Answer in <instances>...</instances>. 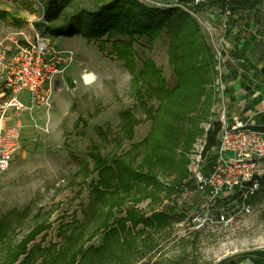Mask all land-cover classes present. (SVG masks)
Segmentation results:
<instances>
[{
    "label": "rangeland",
    "instance_id": "1",
    "mask_svg": "<svg viewBox=\"0 0 264 264\" xmlns=\"http://www.w3.org/2000/svg\"><path fill=\"white\" fill-rule=\"evenodd\" d=\"M46 2L0 0V42L11 47L10 54L15 52L16 43L23 45L31 42L36 33L49 36L59 50L74 53L73 63L55 78L49 106L11 116L10 124L19 120L23 127L19 149L10 169L0 172V222L5 224L7 233L0 243V264H6V259L19 241L40 224L50 227L34 242H40L46 233L42 246L50 247L65 244V239L59 234L62 224L74 220L79 223L85 221L82 210L89 203V184L97 179V174L93 173V163L89 160V151L99 141L100 129L120 134V113L133 111L142 123L135 128L134 140L125 143L124 150L127 151L133 143L141 142L152 127V122L146 119L137 102L134 72L113 52V40L124 38L116 36L110 39L107 35L89 38L83 34L51 36L42 33L36 25L42 21ZM95 2L88 0L84 4L93 5ZM147 2L149 7L156 8L163 4L169 6L173 0ZM188 9L200 24L215 56L216 100L211 119L220 120L224 99L232 114L241 112L250 96L263 99L264 0L255 9L230 10L226 13L210 5L207 0H201L198 6L189 5ZM169 42L166 34L152 41L145 37L138 38L135 49L138 59L152 60L162 71V77L173 87L177 79L169 63ZM138 68H141V62ZM86 73L94 75L92 82H84ZM221 82L226 88L223 95L218 90ZM5 86L2 80L0 93L7 91ZM21 98L28 103L29 93L24 92ZM2 99L0 97V101ZM150 104L154 108L158 106L155 100ZM208 127V122L201 125L204 133L197 137L192 146L188 156V175L182 185L173 193L163 188L156 189L152 198L139 204L147 214L153 210L168 211L175 216V222L169 229L150 231V235L141 237L139 253L133 252L123 261L125 264H221L238 259L240 254L264 250V185L251 200V213L238 225L230 229L214 226L187 237L179 236L175 231L178 221L200 211L204 203L202 196L196 192L191 168L192 162L200 155L198 151L204 145ZM213 154L214 151L207 156L201 154V164L206 170L213 165L209 161ZM85 163L89 164L90 175H86L82 169ZM165 168H162L165 171L159 175V180L167 185L175 183L179 173L176 169ZM217 205L226 208L227 202ZM87 227L85 239L95 226L89 223ZM101 243L102 235L99 234L87 241L86 247ZM140 252L145 253V257L137 261Z\"/></svg>",
    "mask_w": 264,
    "mask_h": 264
},
{
    "label": "trees",
    "instance_id": "2",
    "mask_svg": "<svg viewBox=\"0 0 264 264\" xmlns=\"http://www.w3.org/2000/svg\"><path fill=\"white\" fill-rule=\"evenodd\" d=\"M85 1L88 0H47L42 21L36 25L38 30L51 36L123 37L124 40H113V52L135 74L137 102L146 119L152 122L151 131L125 151V143L134 140L135 128L142 123L133 111L120 113V134L100 129L99 141L89 151L97 179L89 184V203L82 210L85 221L62 224L59 234L65 244L50 247L42 246L46 233L40 242H34L50 227L40 224L19 241L6 264H125L123 261L133 252L139 253L141 237L150 235V231L169 229L176 220L164 210L147 214L139 204L152 198L156 189L173 193L182 185L188 175L192 146L204 133L203 123H209L204 156L211 154L219 143L222 123L211 119L216 100V61L196 18L180 7L152 8L138 0H96L93 5L84 4ZM207 1L223 13L255 9L262 3V0ZM182 2L188 7L194 0ZM162 34L170 41L169 63L177 79L173 87L152 60H139L135 49L138 38L152 41ZM152 100L157 102L156 108L150 104ZM214 159L213 154L209 158L211 164ZM162 166L177 170L175 183L167 185L159 180L165 171ZM88 167V163L82 166L86 175H90ZM89 223L95 227L85 239ZM99 234L101 245L86 247L87 241ZM6 235V226L0 222V243ZM144 257L145 253L140 252L137 261Z\"/></svg>",
    "mask_w": 264,
    "mask_h": 264
},
{
    "label": "built area",
    "instance_id": "3",
    "mask_svg": "<svg viewBox=\"0 0 264 264\" xmlns=\"http://www.w3.org/2000/svg\"><path fill=\"white\" fill-rule=\"evenodd\" d=\"M138 1L149 5L147 0ZM200 2L194 0L191 5L198 6ZM161 6L158 8L180 7L193 15L182 0H173L171 5ZM16 46L15 52L10 54L11 47L0 42V82L3 80L6 83L7 90L0 101V172L10 169L22 135V123L17 120L10 124L11 116L49 106L55 78L74 61L72 51L59 50L49 36L41 33H36L31 42L23 45L16 43ZM218 87L223 95L225 87L222 82ZM24 92L29 93L28 103L21 98ZM220 121L222 130L214 150L213 165L206 170L201 164L205 142L198 151L200 155L192 162L196 192L202 196L204 203L200 211L175 224L179 236L187 237L214 226L230 229L238 225L251 213V200L262 187L264 128L256 126L251 120L231 116L225 99ZM219 202H227V207L219 208Z\"/></svg>",
    "mask_w": 264,
    "mask_h": 264
},
{
    "label": "crops",
    "instance_id": "4",
    "mask_svg": "<svg viewBox=\"0 0 264 264\" xmlns=\"http://www.w3.org/2000/svg\"><path fill=\"white\" fill-rule=\"evenodd\" d=\"M6 92L7 91L1 92L0 97L2 98ZM240 111L239 113L232 114L228 110L231 116H238L243 120H251L256 126L264 128V98L257 100L256 95L250 96L247 106L240 109ZM221 264H264V250L240 254L238 259L228 262L224 261Z\"/></svg>",
    "mask_w": 264,
    "mask_h": 264
},
{
    "label": "bare ground",
    "instance_id": "5",
    "mask_svg": "<svg viewBox=\"0 0 264 264\" xmlns=\"http://www.w3.org/2000/svg\"><path fill=\"white\" fill-rule=\"evenodd\" d=\"M83 79H84V82L85 83H90L93 81L94 79V75L93 74H90V73H86L84 76H83Z\"/></svg>",
    "mask_w": 264,
    "mask_h": 264
}]
</instances>
